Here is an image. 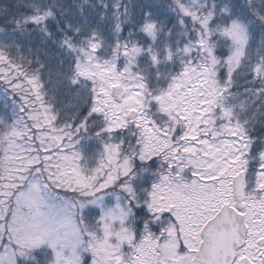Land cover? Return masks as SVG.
Segmentation results:
<instances>
[{
	"label": "trees",
	"instance_id": "16d2710c",
	"mask_svg": "<svg viewBox=\"0 0 264 264\" xmlns=\"http://www.w3.org/2000/svg\"><path fill=\"white\" fill-rule=\"evenodd\" d=\"M198 1L203 10L191 13L186 11L189 0H0V57L6 59L0 66L17 73L14 79L30 89L36 82L35 106L42 113L40 104L46 106L51 119L46 124L64 134L63 144L79 148L98 141L119 147L120 162L130 170L119 177L116 186L135 212L132 229L137 243L147 231L159 236L166 225L148 210V198L161 193L160 186L166 183L162 177L168 173L176 178L180 167L168 165L166 155L176 151L180 161L183 152L197 144L195 139L202 141L201 122L222 112V107L232 110L242 126L240 144L247 137L244 148L248 150L239 145L244 150L247 181H260L258 177L264 175V0ZM233 23L244 24L249 33L245 54L236 66L237 42L226 31ZM84 58L98 73L89 75L81 69ZM117 74L143 84L146 113L141 128L120 123L114 109L118 104L103 90L104 82H113ZM175 81L179 83L174 93L177 105L160 114L157 97L170 91ZM5 84L0 77V91L7 92L0 103V135L7 122L34 127L28 104L21 107L24 100ZM127 87L134 86L128 83ZM32 129L35 135L37 129ZM150 148L158 155L148 157ZM34 166L12 187V208L0 218V229L3 223L6 227L4 236L10 232L17 199L36 170L56 192L44 167ZM122 179L134 181L136 193L126 192ZM249 201V210L254 207L264 215V181L260 189L250 191ZM91 209L83 212L84 220L75 213L84 236L89 226L98 227L99 209ZM251 213H246L249 222L254 217ZM2 240L0 259L14 252L15 264L53 262L46 247L19 244L13 238ZM89 261L85 258L83 264Z\"/></svg>",
	"mask_w": 264,
	"mask_h": 264
},
{
	"label": "rangeland",
	"instance_id": "374dc122",
	"mask_svg": "<svg viewBox=\"0 0 264 264\" xmlns=\"http://www.w3.org/2000/svg\"><path fill=\"white\" fill-rule=\"evenodd\" d=\"M203 8L200 1L189 0L186 11L196 13ZM226 31L237 42L233 63L236 66L246 51L248 28L244 24L233 23ZM5 60L0 57V64H4ZM79 65L89 75L98 73V70L92 71L93 65L85 58ZM10 72V68L0 66V77L5 79V87L18 93L20 99L24 100L21 107L28 104V114L37 132L33 135L34 127L27 123L21 126L7 122L5 133L0 135V218H5L12 208L9 202L14 191L12 187L25 177V171L35 168L34 165L44 167L56 192L45 182L42 173L36 170L28 187L17 199L7 236L3 235L5 224L1 225L0 242L6 237L13 238L19 244L46 247L53 254L52 264H83L85 258L90 260L89 264H192L201 242V227L222 204H233V177L247 171L242 164L243 152L248 150L244 148L247 137L243 136L244 142L240 144L242 126L233 117V111L222 107V112L209 115L201 122L202 141L195 139L197 144L183 152L180 161L176 151L166 155L168 165L178 164L180 167L176 169L177 173L174 171L176 178H170L165 173L162 180L166 184L160 186L161 193L148 198L151 206L147 208L166 225L159 236H152L147 231L142 242L137 243L136 232L132 229L135 212L131 210L127 197L116 186L119 177L130 170L127 163L120 162L119 147L98 141L87 142L79 148L63 144L64 134L50 129L46 124L51 121L46 106L40 104L43 113L35 106L38 101L36 82L33 81L30 89L24 86L22 80L14 79L17 73ZM112 79L115 80L111 83L104 82L105 94L112 96V89L116 86H123L127 92L123 102L115 101L118 105L114 109L122 119L120 123H135L141 128L145 124L146 113L143 84L136 80L127 81L119 74L113 75ZM128 83L134 87L128 88ZM178 85V81H175L170 91L157 97L156 102L162 110L160 114L172 111L177 105L174 93ZM218 90L221 87L215 90L217 94ZM1 91L0 103L2 97L7 96L5 89V92ZM201 100L206 102L205 99ZM132 110L138 111V114L129 119L128 114ZM174 120L177 122V118ZM33 140L39 145H34ZM155 154L158 155L151 149L148 157ZM258 180L263 182L264 175ZM122 181L126 192L136 193L134 181ZM260 181L246 183L243 213L253 211L254 217L250 221L248 243L240 251L241 256L249 257L256 264H261L264 255V245L258 243L264 237V215L253 210L254 207L249 210V200L250 191L261 188ZM157 185L154 184V188ZM94 206L99 209L98 227L93 226L96 228L93 230L89 226L88 236H84L75 213L77 211L84 220L83 212H91ZM146 214L149 213L146 211ZM158 238H162L160 243ZM0 264H15L14 252L3 255Z\"/></svg>",
	"mask_w": 264,
	"mask_h": 264
},
{
	"label": "water",
	"instance_id": "95a60500",
	"mask_svg": "<svg viewBox=\"0 0 264 264\" xmlns=\"http://www.w3.org/2000/svg\"><path fill=\"white\" fill-rule=\"evenodd\" d=\"M126 90L123 86L112 89L117 102H123ZM137 115L132 111L129 118ZM245 177L237 175L233 179V193L236 207L225 204L209 219L201 229L202 241L193 258L192 264H234L237 251L247 241L248 225L245 216L240 212L243 208ZM264 245V238L259 240ZM239 264H254L249 258L243 257ZM264 264V256L262 258Z\"/></svg>",
	"mask_w": 264,
	"mask_h": 264
}]
</instances>
